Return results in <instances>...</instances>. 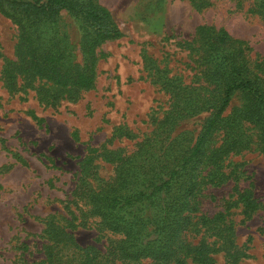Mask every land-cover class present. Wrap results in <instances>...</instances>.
Instances as JSON below:
<instances>
[{"label":"rangeland","instance_id":"1","mask_svg":"<svg viewBox=\"0 0 264 264\" xmlns=\"http://www.w3.org/2000/svg\"><path fill=\"white\" fill-rule=\"evenodd\" d=\"M201 1L198 7L191 0H101L124 36L99 46L103 55L96 65L94 87L74 99H59L56 105L40 102L30 87L6 88L2 69L5 59L16 58L17 30L0 13V264H42L48 242L46 220L52 217L66 225L82 246L106 250L111 235L100 233L94 218L85 225L70 224L80 214L79 208H89L81 201L83 159L91 148H98L94 160L98 179L92 182L112 178L113 164L103 154L130 153L138 140L152 133L153 119L163 117L169 106L170 94L163 86L169 77L191 85L197 94L204 93L207 52L198 26L224 27L245 40L241 55L264 87V16L256 10L259 0ZM58 23L81 63L82 32L76 20L63 10ZM250 103L246 94L237 91L225 112ZM190 114L177 121L174 133L199 132L208 112ZM119 127L137 138L119 135ZM244 130L249 146L224 160L217 182L204 187L200 209L208 216L226 214L234 228L233 251L249 254L237 264H264V158L258 127L246 122ZM247 189L256 204L250 216L239 195ZM214 264L232 263L221 251L215 254Z\"/></svg>","mask_w":264,"mask_h":264},{"label":"trees","instance_id":"2","mask_svg":"<svg viewBox=\"0 0 264 264\" xmlns=\"http://www.w3.org/2000/svg\"><path fill=\"white\" fill-rule=\"evenodd\" d=\"M191 1L203 5L201 0ZM63 10L72 14L82 32L81 63L75 60L68 35L61 34L58 22ZM256 10L264 16V0L256 3ZM0 13L17 30L16 58L5 59L2 69L6 88L30 87L40 102L51 105L93 88L96 65L103 55L99 46L124 36L101 0H0ZM197 33L207 52L204 93L197 94L191 85L169 77L163 82L170 94L169 106L163 117L153 119L152 133L138 140L130 153L103 154L113 164L112 178L92 182L98 179V165L94 164L98 148H91L83 159L81 201L89 208H79L80 214L70 224L85 225L94 218L100 233L111 235L106 250L82 246L66 225L52 217L46 220L48 242L42 264H142L145 260L152 264H214L215 254L221 251L228 262L237 264L241 257L249 256L245 251H233L230 236L234 228L226 214L203 213L200 197L207 183L217 182L224 160L249 146L246 122L258 127L264 158V87L241 55L245 40L213 25H200ZM210 84L215 86L210 88ZM237 91L246 94L251 103L226 113ZM202 111L208 115L197 134L174 133L182 117ZM116 132L137 138L121 127ZM251 194L248 189L239 191L247 216L256 208Z\"/></svg>","mask_w":264,"mask_h":264}]
</instances>
